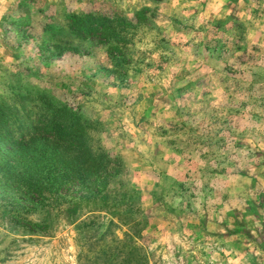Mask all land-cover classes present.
Here are the masks:
<instances>
[{
  "label": "rangeland",
  "instance_id": "obj_1",
  "mask_svg": "<svg viewBox=\"0 0 264 264\" xmlns=\"http://www.w3.org/2000/svg\"><path fill=\"white\" fill-rule=\"evenodd\" d=\"M4 119L0 264H264V0H0Z\"/></svg>",
  "mask_w": 264,
  "mask_h": 264
},
{
  "label": "trees",
  "instance_id": "obj_2",
  "mask_svg": "<svg viewBox=\"0 0 264 264\" xmlns=\"http://www.w3.org/2000/svg\"><path fill=\"white\" fill-rule=\"evenodd\" d=\"M71 20H74L77 24L78 31L83 33H93V32H102L106 31V28H104V24L102 22H99L96 18H77V17H71ZM99 27V28H98ZM98 28V29H96ZM61 123V122H60ZM17 127L18 129H21L20 125L14 126L10 123H7V120L4 119V124L0 126V134H4L5 136H0V145H3V143L9 144L10 142H16L15 140H18L19 142L22 140V138L28 134L24 133L25 130H20L18 133L13 132L11 134L10 127ZM34 131L31 133V139L29 141L36 142L39 151L38 153L46 154V149L50 150L49 154L53 153V157L50 159H47L48 163V169H51V172H49L47 182L48 184H58L62 181V170L64 169H70L72 168L74 170L75 164L77 160L74 162H68L67 164H70L69 167H66L67 164H65L66 158L63 154H61L62 150H75V148L80 149L81 146H74V139L78 135L71 134V131H68L65 126H62L61 124H57L55 121L51 120L50 118L48 120L41 117V121L34 122L31 121V128H26V132H29V130ZM77 132V131H76ZM17 133V134H15ZM37 133V134H35ZM47 133H51L53 135V139H49L46 136ZM15 135V136H14ZM34 135H39L42 138L37 137L38 139H35ZM12 136L15 140L12 139ZM8 139V140H7ZM7 141V142H6ZM38 141H42L40 144ZM46 142L49 144L47 145ZM50 146V147H49ZM91 164V161L89 162Z\"/></svg>",
  "mask_w": 264,
  "mask_h": 264
}]
</instances>
